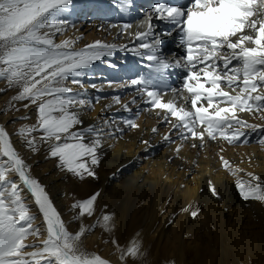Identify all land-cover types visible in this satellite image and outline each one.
I'll return each mask as SVG.
<instances>
[{"label":"snow or ice","instance_id":"snow-or-ice-1","mask_svg":"<svg viewBox=\"0 0 264 264\" xmlns=\"http://www.w3.org/2000/svg\"><path fill=\"white\" fill-rule=\"evenodd\" d=\"M72 3L0 0V80L6 81L0 93L15 92L0 111L16 113L22 107L25 114L15 117V122L30 121L28 112L34 110L35 122L23 123L16 132L25 146L33 153L46 146L47 158L56 159L62 170L80 179L85 175L96 178L95 167L100 164L105 140L122 135L125 129L140 128L141 106L135 97L122 104L117 95L112 104L120 105L118 111L132 113L129 104H137L133 118L84 125L80 111L90 104L81 78L94 61L111 56L117 45L96 40L77 49L79 37L57 42L56 37L63 36L69 26L64 17ZM130 3L120 0L125 10ZM154 20L164 29L157 31ZM111 27H119L123 34L132 25ZM138 27L142 30L129 33L138 43L120 47L146 59L150 72L122 87L134 88L147 110L156 111L170 126L171 131L162 138L173 142L175 133L181 141L176 145L177 154L188 140L193 141V147H203L206 140L234 145L248 142L249 132L264 133V124L249 123L241 115L264 121V0H157ZM173 34L179 36L183 54L169 59L162 55L161 44L163 37ZM170 69L181 70L178 88L167 83ZM169 95L171 98L165 99ZM157 131L152 128L153 133ZM259 142L264 144V138ZM143 143L148 145V141ZM219 160L237 176L235 187L243 200L264 202V179L252 172H247L245 179L239 175L243 170L223 155ZM208 185L210 193L220 199L211 180ZM25 191L37 212L25 202ZM99 195L93 193L72 205L78 210L77 219L94 215ZM183 211L195 219L200 209L192 210L189 205ZM38 215L43 231L35 223ZM112 222L113 214L105 213L96 224L82 223L77 231H70L45 187L31 175L10 133L0 125V264H111L84 249L82 239L97 225L112 232ZM30 237L32 243L27 242ZM111 243L119 252L120 264L145 255L138 239L126 247L115 239Z\"/></svg>","mask_w":264,"mask_h":264},{"label":"rangeland","instance_id":"rangeland-1","mask_svg":"<svg viewBox=\"0 0 264 264\" xmlns=\"http://www.w3.org/2000/svg\"><path fill=\"white\" fill-rule=\"evenodd\" d=\"M84 15L87 21L93 17L88 22L89 28L86 33H89L95 24V19L102 13L91 4ZM98 77L103 76L99 75ZM92 79L85 80L87 83L85 86H88L87 89H90L91 94L97 92L94 89L102 88L104 83V81L96 82V88L91 89ZM103 79L108 80L106 76ZM5 87L6 81L0 80V88ZM14 94L15 92L12 90L0 93L1 110L6 107ZM100 102L109 105L105 99H101ZM121 102H125V99H122ZM24 114L25 110L22 107L20 112L16 113L0 111V122L10 135L17 138V151L30 166L31 175L38 180L46 181L45 188L49 197L59 202L58 209H64L61 211V216L69 230L75 232L82 223L87 226L96 224L97 218L102 217L103 214H113L112 223L115 231L109 233L97 225L94 230L86 233L87 237H83L82 241L86 242L90 235L96 234L103 241V245L97 248L102 251L105 247H109V249L115 247L111 243L113 239L117 240L121 247H126L133 240L138 239L142 243V251L145 255L143 259L128 258L126 264H171L172 261L175 264H264V202L245 201L239 195V191L234 188L225 198L217 199L210 193L209 185H206L201 194L191 201H188L186 194L181 198L176 197L175 188H165L160 185L145 186L141 191L132 192L131 187L124 184L120 177H118V182L121 181V183L114 193L107 187L101 190L98 187L99 176L108 177L115 164L108 165L107 162H115L104 161L101 158L99 166L95 167L96 178L85 175L84 179H80L74 174L62 170L56 159L47 158L46 146H41L40 151L33 153L25 146L23 139L16 135L23 123L35 122L34 110L28 112V115L32 117L30 121L15 120L13 122L15 117ZM107 119H109V114ZM99 123L100 121L96 124ZM260 124H264V122ZM261 138H264V133L249 132L248 142L228 145L221 141L219 145L213 147L211 144L208 145L206 152L200 148L196 149L195 156L200 159L205 154H212L216 158L221 155L226 157L246 154L253 148L258 149L262 145L259 142ZM222 148L223 152H221ZM161 150V147L158 148V151ZM30 156L34 157L33 161L28 160ZM245 164L249 170L254 168L253 163ZM178 167L180 168V165ZM223 169L229 177H233L224 167ZM12 175L15 176V174ZM192 176L191 166H189L181 179L190 185L188 179ZM112 179L113 175L109 176L107 184L110 181L112 183ZM214 185L218 191L219 186ZM96 192H99L100 195L95 202L94 215L77 219L78 210L72 209V205ZM25 202L30 204L27 198ZM189 205L192 210L200 209L197 218L193 219L190 212L183 211ZM31 210L36 212L33 208ZM239 210L250 218L249 225L254 227L252 234L241 230V228L231 227L238 219ZM35 223L41 226L42 231L44 230L40 218H37ZM153 232H156L154 240L150 238ZM43 238V236L40 237V239ZM33 239L30 237L27 242L32 243ZM31 250L28 249V251ZM99 251L92 252H96L104 258L109 256V252ZM110 251L116 252L119 259V252L116 249Z\"/></svg>","mask_w":264,"mask_h":264},{"label":"bare ground","instance_id":"bare-ground-1","mask_svg":"<svg viewBox=\"0 0 264 264\" xmlns=\"http://www.w3.org/2000/svg\"><path fill=\"white\" fill-rule=\"evenodd\" d=\"M156 2L157 0H131L130 5L125 10L121 8L120 0H73L72 5L64 17L70 22L69 26L63 36L58 35L56 37L57 42L65 38L79 37L80 39L77 40L75 45L77 49L83 48L85 45L91 44L96 40L117 45V48L111 56L94 61L90 68L86 70V75L81 78L84 86L87 85L85 80L88 79L93 78L92 85L96 84V82L104 81L102 88H91L97 91L92 94L90 89H87L88 86H85L87 90L85 99L90 104V107H84L80 111L85 126L96 124L99 121L107 119L108 114L109 119L117 121L125 117L133 118L134 113L137 111V104L141 106L137 121L140 124V128L125 129L122 135L105 140L101 157L104 161L115 162H107L108 165L115 164V166L112 168L110 174H108L109 176L113 175L112 183L110 181L107 184V178L109 176L100 175L98 187L101 190L107 187L108 190L114 193L121 183V181L118 182V177H120V180L122 179L124 184L131 187L132 192L141 191L145 186L160 185L165 188H175L176 197L181 198L186 194L188 201H191L201 194L205 186L208 185L209 180H211L213 184L219 186L218 192L220 197L225 198L231 189H237L235 187L237 176L233 175V177H229L224 172L225 170L219 158H216L212 154H205L200 159L195 156L196 149L200 148L206 152L208 145L211 144L213 147L219 145L221 141L217 143L216 141L206 140L203 147H193V141L188 140L184 142L182 149L177 154L175 151L176 145L180 144L181 141L176 138L175 133H172L173 142L164 141L162 138L164 134L171 131L170 126L163 122V118L158 116L156 111L147 110V105L141 102L134 88L122 87L130 82L131 79L148 76L150 72L148 68L149 62L146 59L120 46L131 48L138 43L132 39L129 33L134 34L136 31L142 30L138 26L145 20ZM91 4L100 10L102 15H98L97 19H95L94 26L91 27L89 33H86L89 28L88 22L93 17L87 21L84 14ZM71 13L74 14L72 15ZM125 23L131 24L132 28L123 34H121L119 27H111V25H122ZM153 23L156 25L157 31H161L165 27L157 20H154ZM161 50L162 55L169 59L182 55L183 50L179 46V36L173 34L172 36L163 37ZM180 71V69L169 70L170 76L167 80L169 86L180 87ZM99 75L106 76L108 80L103 79V77L99 78ZM117 95H123L121 100L125 99V102H121L122 104L128 103L134 97L136 98L137 104H129V107L133 109L132 113L122 110L118 111L120 105L112 104V98ZM169 98H171L170 95L165 97V99ZM101 99L108 101L111 106L101 104ZM93 102L95 103L91 105ZM1 109L2 105L0 103ZM111 115H114V117H111ZM241 115L249 123L260 124L264 122L247 114ZM0 125H2L1 122ZM154 127L158 129L156 133L152 132V128ZM10 136L14 147L17 149V138L14 135ZM143 141H148V145H145ZM196 143L199 145V141H196ZM160 147L162 150L158 151ZM225 159L229 160L232 166L242 169L243 172L239 175L245 179L247 178V172H252L261 178L264 177V144L258 149L253 148L249 153L229 155ZM28 160L33 161L34 157L30 156ZM247 162L254 164L252 170L247 168L245 164ZM178 165H180V168ZM189 166H191L193 176L188 179L190 185H187L182 181L181 176L184 175V172ZM39 181L45 187L46 181ZM24 194L26 195L27 201L32 205V208L37 212L31 195L27 191ZM52 202L57 208L59 202L54 199ZM57 210L61 213L64 209L57 208ZM38 218H40V221L42 220V217L39 215ZM249 220L250 218L240 211L238 219L234 221L231 227L234 229L241 228V230H246L249 234H252L254 227L249 225ZM113 231H115V227ZM155 235L156 232H153L150 238L154 240ZM84 237H87V234ZM102 245L103 241L96 234L90 235L86 242L82 241L83 248L90 252L99 251L97 248ZM111 249H116V247L110 249L109 247H105L104 250L99 252H109V256H106V259H109L111 264H119L120 262L116 256V252L110 251Z\"/></svg>","mask_w":264,"mask_h":264}]
</instances>
